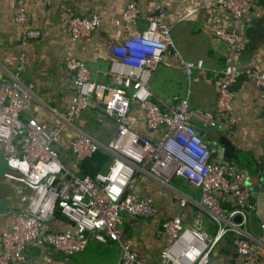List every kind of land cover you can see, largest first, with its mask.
Returning a JSON list of instances; mask_svg holds the SVG:
<instances>
[{
  "label": "built area",
  "instance_id": "built-area-1",
  "mask_svg": "<svg viewBox=\"0 0 264 264\" xmlns=\"http://www.w3.org/2000/svg\"><path fill=\"white\" fill-rule=\"evenodd\" d=\"M26 1L14 0L15 20L21 25L27 23ZM31 1L42 6L52 2ZM255 1L215 0L216 9L227 15L233 27L214 31L215 38L228 45L229 53L213 81L214 109L201 115L209 127L215 119L231 128L241 123L232 107V87L240 79L250 81L264 100V69L235 61L246 49V38L234 24L242 21ZM113 24L125 37L111 45L106 73L111 84L91 81L86 65L68 50L65 69L72 75L74 93L65 110L49 109L52 125L32 116L23 118L29 115L33 99L31 86L21 78L24 56L10 80L0 82V153L9 167L4 177L26 190L21 205L8 207L11 223L0 232V264H24L27 244L36 241L66 258L83 252L90 242L115 244L116 264H211L213 252L228 234L233 235L240 264H259L246 231L255 207L242 176L228 163L217 161L216 150L198 135L187 97L159 106L149 89L152 74L166 56L175 59L188 80L204 69L203 61L182 57L171 37L168 10L161 4L145 11L141 2L133 0ZM101 26L98 15L82 17L68 10L66 31L72 42L89 39ZM22 35L24 40L34 39L39 32ZM90 114L105 123L115 122L108 142L84 130V118ZM138 117L150 136L139 131ZM100 150L112 156L106 169L79 175L80 164ZM143 177L164 188H170V180L177 177L199 191L197 208L215 228L214 234L184 224L177 215L164 218L158 227L161 246L154 261L141 260L125 240L124 218L149 219L155 214L152 199L136 192ZM225 202H229L227 209ZM184 203V199L179 201L180 206ZM57 214L66 218L69 229L52 225ZM260 231L264 239V220Z\"/></svg>",
  "mask_w": 264,
  "mask_h": 264
},
{
  "label": "crops",
  "instance_id": "crops-1",
  "mask_svg": "<svg viewBox=\"0 0 264 264\" xmlns=\"http://www.w3.org/2000/svg\"><path fill=\"white\" fill-rule=\"evenodd\" d=\"M133 0H52L42 6L34 1L25 2L27 23L14 21L17 6L14 0H0V82L10 80L20 58L24 56L22 81L32 88L31 110L24 120L35 117L40 122L52 125L49 109L65 110L74 93L72 75L65 69V54L68 50L83 61L90 72L91 81L110 85L106 75L111 62V45L121 42L125 34L115 24L127 5ZM150 11L155 4L168 10L171 37L185 60H202L204 69L195 71L188 80L175 59L166 56L151 76L150 92L159 106L173 105L187 97L192 112L191 123L205 144L216 150L215 159L224 161V149L220 141L226 140L234 149V158L228 164L242 176V183L248 188L255 212L250 216L246 231L251 244L259 254V264H264V239L260 224L264 220V100L254 85L240 79L232 87L233 111L241 118L235 127L221 124L209 127L201 118L205 112L214 109L213 81L229 53L228 45L214 36L215 29L233 27L227 15L216 9L215 0H134ZM68 10L78 16L98 15L102 26L87 40L72 42L67 34ZM234 27L246 38L245 51L235 59L243 66L264 69V0L253 2L250 11ZM38 31L34 39L22 37L24 32ZM178 74L180 77H178ZM137 115V114H136ZM90 116V117H89ZM87 124L96 121L91 117ZM137 127L146 136L145 124L138 117ZM89 122V123H88ZM97 133H89L102 143L108 142L115 130L105 121ZM109 123V122H108ZM3 180V182H1ZM170 188H164L148 177L140 178L136 192L152 199L155 214L149 219L124 218L125 240L145 262L154 261L161 246L158 235L159 223L164 218L177 215L184 224H192L211 230L213 225L197 208L199 191L183 179L173 177ZM24 187L7 177L0 180V198L9 206L22 203ZM185 201L183 206L180 200ZM224 208H229L225 202ZM11 216L6 211L0 214V232L10 226ZM52 225L57 229H69L63 215L57 214ZM233 235L228 234L218 245L211 257V264H240L234 253ZM117 249L118 253V248ZM24 264H87L66 258L63 254L41 241L30 242L25 249ZM116 264V262L114 263Z\"/></svg>",
  "mask_w": 264,
  "mask_h": 264
},
{
  "label": "trees",
  "instance_id": "trees-1",
  "mask_svg": "<svg viewBox=\"0 0 264 264\" xmlns=\"http://www.w3.org/2000/svg\"><path fill=\"white\" fill-rule=\"evenodd\" d=\"M95 120V115H92ZM100 121V120H96ZM115 123V122H113ZM221 146L224 149V161L228 163L232 158H234V149L226 140H221L220 141ZM112 156L106 152L105 150H100L97 154H95L92 158L84 160L79 167L78 174L79 175H84V174H96L99 171H104L106 169V164L108 161H110ZM111 245H100L97 243H88L86 245V248L83 252L81 253H76L71 257L74 261L79 262H85L87 264H93L94 261H90L88 256L90 255L91 258L94 259H100L103 258L104 261L108 258H110V255L114 256V253H110L112 251ZM116 262V260H115ZM115 262L110 261L109 264H114Z\"/></svg>",
  "mask_w": 264,
  "mask_h": 264
},
{
  "label": "rangeland",
  "instance_id": "rangeland-1",
  "mask_svg": "<svg viewBox=\"0 0 264 264\" xmlns=\"http://www.w3.org/2000/svg\"><path fill=\"white\" fill-rule=\"evenodd\" d=\"M27 2V1H26ZM16 14H17V12H16ZM16 14H15V17H14V21L16 22V20H15V18H16ZM19 24V23H18ZM21 25V24H20ZM178 77H180L179 76V74H178ZM84 120H85V122H87V121H90L91 119H88V118H84ZM89 123V122H88ZM111 122H109V123H107V126L109 127V124H110ZM103 124V122H100V123H98V121H93V123L92 124H87L85 127H84V130L85 131H87V132H90V133H97V132H100V130L102 129V125ZM69 161H70V164L72 163V160H71V158H69ZM109 162V161H108ZM107 162V163H108ZM72 165V164H71ZM1 182H3V180L1 181ZM26 190L24 189V192H25ZM109 245H111V246H113L112 247V251L110 252V253H114V256L113 255H110L109 254V256H110V258H108V259H106L105 261H104V259L103 258H101V260L100 259H94V258H91V256L89 255L88 256V258H89V260L90 261H94V263L93 264H109L110 263V261H113V262H115V260L117 261V258H118V253H117V249L115 248V247H117L115 244H109Z\"/></svg>",
  "mask_w": 264,
  "mask_h": 264
},
{
  "label": "water",
  "instance_id": "water-1",
  "mask_svg": "<svg viewBox=\"0 0 264 264\" xmlns=\"http://www.w3.org/2000/svg\"><path fill=\"white\" fill-rule=\"evenodd\" d=\"M9 171L8 163L6 159L3 157V155L0 153V180L3 178V176ZM7 211L6 203L0 198V214L5 213ZM236 222H239L240 219L238 217L235 218ZM215 232V228H212L211 230H206V233L208 235H213Z\"/></svg>",
  "mask_w": 264,
  "mask_h": 264
},
{
  "label": "clouds",
  "instance_id": "clouds-1",
  "mask_svg": "<svg viewBox=\"0 0 264 264\" xmlns=\"http://www.w3.org/2000/svg\"><path fill=\"white\" fill-rule=\"evenodd\" d=\"M3 178H4V176H3Z\"/></svg>",
  "mask_w": 264,
  "mask_h": 264
}]
</instances>
